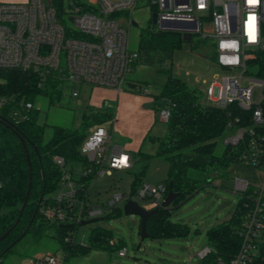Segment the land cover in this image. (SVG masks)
Instances as JSON below:
<instances>
[{"label": "built area", "instance_id": "built-area-1", "mask_svg": "<svg viewBox=\"0 0 264 264\" xmlns=\"http://www.w3.org/2000/svg\"><path fill=\"white\" fill-rule=\"evenodd\" d=\"M146 5L157 15L156 26L162 30L191 33L192 38L212 40L216 63L228 71L210 79L205 92L211 103L220 108L231 105L249 113V124L239 126V117L229 121V135L225 144L242 146L240 161L264 169V77L252 64L259 51H264V0H27L0 2V67L37 71L45 79L55 75L65 82L89 84L95 87L121 91L128 73L137 61V51L130 48V27L135 21L132 12ZM68 20L70 23H68ZM127 22V24H125ZM154 24V23H153ZM148 92L147 88L143 89ZM73 96L79 90L73 88ZM10 98L0 96V111ZM34 107L31 101L22 104ZM160 118L167 121L170 109L162 106ZM19 111L13 117L19 120ZM110 132L104 125L94 127L81 145V152L92 163L82 169L88 175L96 169L91 183L113 169H128L132 157L123 146H110ZM54 161L64 167L63 156ZM78 178L64 174L62 186L54 195L58 205L43 211L50 220L61 223H81L82 220L104 217L130 199L141 205L151 203L148 209L159 206L167 196V186L160 182H143L134 194L115 193L103 206L88 204L87 198H78ZM4 183L0 175V194ZM235 192L242 203L239 206L241 222L238 251L224 257L207 244L198 251L202 260L212 258L209 264H250L264 261V184L253 186L248 180L235 179ZM78 202V208H63L61 202ZM145 207V206H144ZM1 211V210H0ZM67 240H75L71 233ZM127 255V248L119 249ZM0 264H5L0 259ZM29 264H64L63 252L50 250L35 254Z\"/></svg>", "mask_w": 264, "mask_h": 264}, {"label": "trees", "instance_id": "trees-1", "mask_svg": "<svg viewBox=\"0 0 264 264\" xmlns=\"http://www.w3.org/2000/svg\"><path fill=\"white\" fill-rule=\"evenodd\" d=\"M182 43L180 31L158 29L152 20L139 29L136 62L155 65L159 72L166 75L154 100L160 108L165 106L170 109L168 132L162 136L149 134V138L156 143L155 154L163 156L168 162L167 177L162 181L167 186V194L170 185L179 193L170 207H160L148 218L149 237L187 235L189 227L186 223L170 220L173 206L225 173L232 163L240 162L242 146L224 144L219 149V140H225L232 118L239 117V126L249 124L248 112L234 105L224 109L204 103L199 88L172 74L173 54ZM252 64L257 66L258 75L264 77V51L258 52ZM64 84L65 81L55 75L44 79L32 69L0 67V96L10 98L9 103L0 111V175L4 183L0 194V236L20 217L17 225L0 240L2 260L14 252L25 255L32 250L37 253L41 245L48 241L54 242L63 252L64 264H70L74 255H85L91 250L113 251L125 247L122 239L103 225L92 230L88 244L67 240L78 223L57 222L44 214L46 207L58 205L54 195L62 186L64 174L72 178L80 174L77 180L78 198L79 201L87 198L86 190L95 177L96 169L88 175L80 172L92 165L81 152V145L94 127L113 124L116 116L115 103L110 107L89 106V111L82 115L79 128L54 125L52 135L46 140L45 125L38 122L39 109L35 106L25 109L22 104L28 101L34 103L39 97H46L50 104L57 103L61 100ZM129 85L141 87L130 81ZM16 110L19 111L17 118L21 117L19 120L13 117ZM22 139L28 146V152ZM133 154L140 160L150 157L142 147ZM55 155L64 157L63 168L54 161ZM146 168L147 165H144L139 172L134 173L131 194L137 192ZM28 193V203L21 212ZM79 201L69 204L65 200L60 206L76 210ZM241 203L240 198L232 216L207 231V244L224 257L234 255L241 245L238 232ZM114 213H120V206L105 215V218ZM209 259L204 263L209 264ZM250 264H264V261L255 260Z\"/></svg>", "mask_w": 264, "mask_h": 264}, {"label": "rangeland", "instance_id": "rangeland-1", "mask_svg": "<svg viewBox=\"0 0 264 264\" xmlns=\"http://www.w3.org/2000/svg\"><path fill=\"white\" fill-rule=\"evenodd\" d=\"M132 17L138 25L133 24L130 27V48L137 51L139 29L151 20L150 8L141 4L133 10ZM215 54L212 40L199 39L197 35L190 41L183 40L182 46L173 54L172 74L199 88L202 91V101L207 104L211 101L204 89L210 79L228 73L216 63ZM127 79L121 91L89 84H77L73 87L71 82H65L59 102L50 104L46 97H39L34 102V106L39 109L38 122L45 125L46 140L52 135L54 125L79 128L82 115L89 111V106L110 107L115 103L116 116L113 124H104L111 135L110 146L124 142V137L118 134V130H121L128 134L134 144L142 147L150 155L147 160H140L131 153L130 168L113 169L111 174H104L94 180L90 185L87 199L91 206L105 205L115 193L130 194L133 190L134 173L139 172L144 165H147V168L139 187L143 182L157 185L167 177L168 162L163 156L155 154L156 143L149 138V134L162 136L168 132L167 121L161 120L160 105L154 100V95L160 92L166 75L159 72L155 65L135 62ZM129 81L141 87H131ZM73 88L79 90L78 96L72 95ZM144 88H147L148 92H145ZM112 96L115 99L108 100ZM118 122L120 125L117 126L116 132L114 127ZM229 134L228 132L226 137ZM224 144L225 141L221 138L219 149H222ZM237 178L248 180L253 186L259 187L264 184V169L241 161L234 162L226 168L225 173L173 206L170 220L186 223L189 227L186 236L170 238L148 236L142 239L140 216L125 214L124 203L120 204V213H114L106 218L104 216L102 220L76 224L71 233L77 243L88 244L92 230L98 225H103L122 239L123 245L127 248V255L120 256L118 249L91 250L85 255H74L70 264H207L197 253L207 245L208 229L228 220L236 209L240 199L239 193L234 191ZM151 205L143 203L145 207ZM40 248L39 252L45 250L61 252L52 241L43 243ZM22 249L19 250L23 252ZM35 254L32 250L25 255L14 252L4 258L3 262L29 264Z\"/></svg>", "mask_w": 264, "mask_h": 264}, {"label": "water", "instance_id": "water-1", "mask_svg": "<svg viewBox=\"0 0 264 264\" xmlns=\"http://www.w3.org/2000/svg\"><path fill=\"white\" fill-rule=\"evenodd\" d=\"M152 22L154 24H156V22H157L156 13H153V15H152ZM133 24L138 25V23L136 21H133ZM182 39L185 41H190V40H192V34L188 33V32L183 33ZM22 141L25 145L26 152H28V146H27L25 140L22 139ZM178 195H179V193L175 192L172 189V185H170V190H169L167 196L165 197V199L161 202V204L159 206L148 209V208L144 207L143 205H141L136 200L130 199L124 203L123 211L125 214H136V215L140 216V219H141V231L140 232H141L142 239H144V238L149 236L148 231H147L148 218L152 214H154L160 207H162V208L170 207ZM28 196H29V193L27 194L26 199H25V201L21 207V212H23L24 208L26 207V205L28 203ZM19 219H20V217H18V219L16 220L14 225L7 232H5L3 235L0 236V240H2L8 234V232L17 225V223L19 222ZM102 219H103L102 216L94 217L91 219L82 220L81 223L84 224V223H88V222H92V221H96V220H102Z\"/></svg>", "mask_w": 264, "mask_h": 264}, {"label": "crops", "instance_id": "crops-1", "mask_svg": "<svg viewBox=\"0 0 264 264\" xmlns=\"http://www.w3.org/2000/svg\"><path fill=\"white\" fill-rule=\"evenodd\" d=\"M24 1H27V0H0V2H24ZM115 90V89H114ZM115 97L112 96L110 97L108 100H114ZM119 120V119H118ZM120 125V122H118V124L115 125V130L117 132V126ZM118 134L120 135V137H124V142L122 144H120L121 146H123V148L128 152L130 153L131 157H132V154L134 151H137L140 146L134 144L131 139L129 138L128 134L121 130H118ZM114 170H117V169H114ZM119 170V169H118Z\"/></svg>", "mask_w": 264, "mask_h": 264}]
</instances>
